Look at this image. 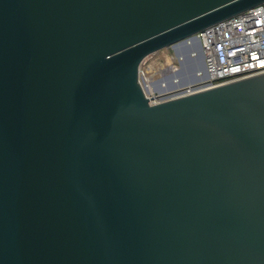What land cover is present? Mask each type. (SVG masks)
<instances>
[{"label": "water", "instance_id": "1", "mask_svg": "<svg viewBox=\"0 0 264 264\" xmlns=\"http://www.w3.org/2000/svg\"><path fill=\"white\" fill-rule=\"evenodd\" d=\"M263 3L0 0V264H264V72L142 76Z\"/></svg>", "mask_w": 264, "mask_h": 264}, {"label": "built area", "instance_id": "2", "mask_svg": "<svg viewBox=\"0 0 264 264\" xmlns=\"http://www.w3.org/2000/svg\"><path fill=\"white\" fill-rule=\"evenodd\" d=\"M198 38L205 54L206 68L200 73L195 89L264 72V3L204 29L198 33ZM144 86L154 101L172 97L157 96L147 85Z\"/></svg>", "mask_w": 264, "mask_h": 264}, {"label": "rangeland", "instance_id": "3", "mask_svg": "<svg viewBox=\"0 0 264 264\" xmlns=\"http://www.w3.org/2000/svg\"><path fill=\"white\" fill-rule=\"evenodd\" d=\"M187 48L195 51L193 64L199 66L203 60V53L197 40L179 47L178 50L173 47L164 48L144 60L142 65L143 83L155 95L165 98L188 89H195L198 86L199 80L194 81L187 71L181 72L180 70L182 65L178 52H185L184 50Z\"/></svg>", "mask_w": 264, "mask_h": 264}, {"label": "flooded vegetation", "instance_id": "4", "mask_svg": "<svg viewBox=\"0 0 264 264\" xmlns=\"http://www.w3.org/2000/svg\"><path fill=\"white\" fill-rule=\"evenodd\" d=\"M187 50H189V49L187 48V49H185L184 51L186 52Z\"/></svg>", "mask_w": 264, "mask_h": 264}]
</instances>
